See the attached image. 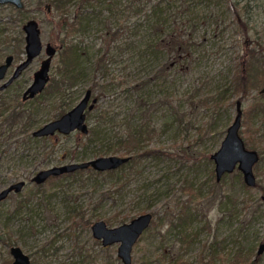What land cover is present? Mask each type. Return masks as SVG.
<instances>
[{"label":"rangeland","instance_id":"1","mask_svg":"<svg viewBox=\"0 0 264 264\" xmlns=\"http://www.w3.org/2000/svg\"><path fill=\"white\" fill-rule=\"evenodd\" d=\"M113 1L115 16L106 3L86 5L87 29L69 36L82 52L79 79L65 91L51 89L30 99L22 93L47 56L48 41L57 45L48 84L60 75V13L52 0H24L22 8L0 2V61L8 53L15 55L13 65L25 58L28 18L39 21L43 42L41 52L0 92V105L6 106L0 111V189L27 181L0 201V264L11 263L14 243L30 254L32 264H124L119 242L103 245L92 224L103 218L117 225L147 210L153 219L133 246L132 264H235L240 247L256 252L264 240V92L259 91L264 86V0ZM157 1L168 18L161 35L160 27L151 25L153 13L147 15ZM77 8L72 0L69 15ZM109 27L120 32L103 47ZM173 31L188 39V49L149 50V42ZM101 54L109 56L107 72L95 67ZM237 70L246 75L240 92L232 82ZM88 87L93 93L87 133L33 134L75 105ZM225 88L222 102H215ZM206 95L204 104L200 98ZM239 98L241 134L248 147L260 152L254 186L244 182L238 167L217 180L211 157ZM127 123L154 129L137 161L113 172L86 167L32 181L38 170L54 164L120 154L112 134ZM155 149L160 155L152 153ZM184 208L188 216L181 220ZM256 264H264V251Z\"/></svg>","mask_w":264,"mask_h":264},{"label":"water","instance_id":"2","mask_svg":"<svg viewBox=\"0 0 264 264\" xmlns=\"http://www.w3.org/2000/svg\"><path fill=\"white\" fill-rule=\"evenodd\" d=\"M0 2H10L17 7H23V0H0ZM48 10L51 4L47 3ZM25 30V50L26 57L17 65L13 75L10 76L3 84L0 90L6 87L21 70L27 67L43 49L41 38V27L39 21L31 17L23 24ZM47 56L42 59L40 67L34 71L32 82L25 89L23 97H34L42 92L50 79V67L54 54L57 52V46L51 41L46 43ZM14 56L9 54L6 61L0 64V79L5 76L8 66L11 64ZM264 92V86L260 88ZM93 89L88 87L78 102L71 108L63 112L58 117L50 119L33 130L35 136H44L61 132L64 134L71 133L74 130H80L87 133L89 124L87 122V108L92 97ZM243 108L241 100H237V112L234 119L227 127L226 134L221 142L220 147L215 150L211 157L215 160V171L219 180L225 172H231L238 167L244 176L245 182L254 186L257 183V177L254 171V164L259 160L260 153L256 148L246 145L245 139L241 134ZM132 158L131 154H102L81 161H71L61 164H54L38 170L33 176L32 181L42 183L49 177L60 175L65 172H71L79 168L93 167L97 170L115 169L128 162ZM25 180H17L0 191V200L7 196L12 190H20L25 185ZM264 199V193L262 194ZM153 219V213L150 210L139 213L128 221L117 225H109L103 218L97 219L92 224V232L96 238L101 239L103 245H109L119 242L118 255L124 264H132V250L135 242L141 234L148 228ZM264 251V241L258 248V253ZM11 252L14 255L12 264H31L28 253L23 248L14 244L11 246Z\"/></svg>","mask_w":264,"mask_h":264},{"label":"trees","instance_id":"3","mask_svg":"<svg viewBox=\"0 0 264 264\" xmlns=\"http://www.w3.org/2000/svg\"><path fill=\"white\" fill-rule=\"evenodd\" d=\"M72 0H52L53 6L56 8L57 11L60 13V20H59V26L64 33V36L62 37V47L60 49V59L62 62V66L60 67V75H55L52 78V82H50L46 88L40 92L38 95L44 94L47 91H50L51 89H58L65 91L67 86L72 85L75 83L80 75L82 74L83 66L81 65V50L80 48L70 41L69 36L72 35L77 30H85L87 29L88 23L91 21V18L89 14H87V10L85 11V6L88 4H92V1L95 2H102L106 3L108 8L111 10V16H115L117 14V6L114 4L113 0H77L78 2V8L73 16L69 15V5ZM164 7L161 6V1H157L153 4V6L150 8V11L147 12V15H152L150 13H153L151 16L152 21V27H160L158 30V35L162 34V31L166 30V23H167V16L163 14ZM156 15V17L154 16ZM154 16V17H153ZM165 26V27H164ZM112 28H107V30L103 33L104 38H102V46L104 45H110L112 41L116 40L118 38V34L120 30L118 28L111 30ZM119 45V44H118ZM117 45V47H118ZM190 43H188V39L184 38L180 35L179 32L173 31L168 37L162 38L160 37L157 40L151 41L148 43L149 50H153L156 48H168V46L172 47L173 50L181 51L185 47L188 49V46ZM105 49H109L105 48ZM148 50V51H149ZM107 57L104 54H101L95 61V67L103 70L104 72H107L108 66H107ZM245 81H246V75L242 74L240 70L235 71L232 82H233V88L236 92H240V90H245ZM228 89H223L218 94V103L222 102V99L225 96V93ZM200 101L204 104H207L209 101V96L206 95L202 98H200ZM66 110L64 109L61 111L59 115H61ZM17 116V113L14 114V117ZM139 124V123H138ZM135 124L131 125L130 123H127L123 129L115 131L112 135L115 137L116 142H114L116 145L114 147L115 151H120V154L126 155L131 154L132 158L124 163H133L137 161L140 156L143 154L141 148L143 147V143L146 140H149L151 137L152 130L154 129H145L141 124ZM93 133L97 132V129L93 128ZM109 150V147L107 148ZM152 153L154 155H160L159 149L152 150ZM131 163V164H132ZM121 165V166H123ZM115 169H109V172H113ZM51 178V177H50ZM49 178V179H50ZM186 190H189L190 192L193 191L192 186L185 187ZM189 201L184 202L183 206H187ZM184 214L179 215V219L185 220L188 216L187 208H184ZM109 222H113L112 217L107 218ZM124 220V219H123ZM122 220V221H123ZM255 255L257 253L254 251V248L251 250H246L245 248L240 247L235 254L233 255V262L235 264H256L257 258H255Z\"/></svg>","mask_w":264,"mask_h":264},{"label":"flooded vegetation","instance_id":"4","mask_svg":"<svg viewBox=\"0 0 264 264\" xmlns=\"http://www.w3.org/2000/svg\"><path fill=\"white\" fill-rule=\"evenodd\" d=\"M24 1V0H23ZM25 3V2H24ZM50 3V2H49ZM51 4V3H50ZM25 5V4H24ZM24 7V6H23ZM19 8V7H18ZM20 8H22V7H20ZM48 8V7H47ZM51 8H52V5H51V7H50V10H51ZM29 19V18H28ZM27 19V20H28ZM26 22V21H25ZM24 22V23H25ZM53 43V42H52ZM54 44V43H53ZM56 45V44H55ZM57 46V45H56ZM9 54H13V53H8V54H6V56H5V58L2 60V61H0V64H2V63H4L5 61H6V58H7V56L9 55ZM13 56H14V58H13V60H12V62H11V64L8 66V68H7V70H6V73H5V76L4 77H2L1 79H0V85L1 84H3L6 80H8L9 78H10V76H12L13 75V73H14V71L16 70V68H17V65L24 59H21L17 64H15V65H13V63H14V60H15V55L13 54ZM26 57V56H25ZM13 66V67H12ZM26 68V67H25ZM24 68V69H25ZM24 69H22L21 70V73L17 76V77H15L6 87H4L3 89H1L0 90V92L2 91V90H4V89H6L7 87H9L14 81H15V79L16 78H18L21 74H22V72H23V70ZM51 77V76H50ZM50 80V79H49ZM32 82V81H31ZM49 82V81H48ZM48 84V83H47ZM29 85V84H28ZM47 86V85H46ZM46 86H45V88H46ZM28 87V86H27ZM26 87V88H27ZM25 88V89H26ZM44 88V89H45ZM25 89H24V91H25ZM24 91H23V93H22V98L23 99H30V98H34L35 96H37L38 94H36L34 97H27V98H24L23 97V94H24ZM260 91V90H259ZM261 92V91H260ZM240 99V98H239ZM238 100V99H237ZM241 100V99H240ZM5 104H4V102H3V104H1L0 105V111L2 110L1 109V107H6V106H4ZM241 105H242V100H241ZM242 108H243V106H242ZM18 112V111H17ZM16 112V113H17ZM236 112H237V101H236ZM243 113H244V110H243ZM243 113H242V120H243ZM18 114V113H17ZM18 116V115H17ZM58 117V116H57ZM242 126V125H241ZM59 133H61V132H56L55 134H51V135H56V138H57V135L59 134ZM245 139V138H244ZM246 142V141H245ZM246 145H247V143H246ZM248 146V145H247ZM260 153V152H259ZM0 159H1V155H0ZM232 172V171H231ZM226 173H229V172H225L223 175H222V177L226 174ZM243 174V173H242ZM256 174V173H255ZM52 177V176H51ZM222 177L219 179V180H221L222 179ZM257 177V176H256ZM50 178V177H49ZM48 178V179H49ZM47 179V180H48ZM216 179H217V176H216ZM243 179H244V176H243ZM20 180V179H19ZM25 180V179H24ZM218 180V179H217ZM17 181V180H16ZM26 181V180H25ZM13 182H15V181H13ZM13 182H11V183H13ZM27 182V181H26ZM26 182H25V184H26ZM244 182H245V180H244ZM11 183H9V184H7L5 187H7L8 185H10ZM246 183V182H245ZM247 184V183H246ZM257 184V183H256ZM248 185V184H247ZM25 186V185H24ZM23 186V187H24ZM250 186V185H249ZM5 187H3V188H5ZM23 187L20 189V190H15V189H12L8 194H7V196L6 197H8V195L11 193V192H13V191H15V192H19V191H21L22 189H23ZM2 188V189H3ZM2 189H0V191L2 190ZM264 193V191L262 192V194ZM6 197H4V198H2L0 201H2L3 199H5ZM264 241V240H263ZM15 244V243H14ZM14 244H12V245H14ZM11 245V246H12ZM19 245V244H18ZM11 246H10V252H11ZM21 246V245H20ZM259 248V247H258ZM24 250V249H23ZM12 253V252H11ZM27 253V252H26ZM256 253H257V255H255V258H257V260H258V257L260 256V254L261 253H263V252H261V253H258V249H257V251H256ZM12 255H13V253H12ZM29 256H30V254H29ZM30 259H31V256H30ZM13 260H14V255H13V257H12V259H10L9 261H11V263L10 264H12V262H13ZM31 264H32V260H31Z\"/></svg>","mask_w":264,"mask_h":264}]
</instances>
